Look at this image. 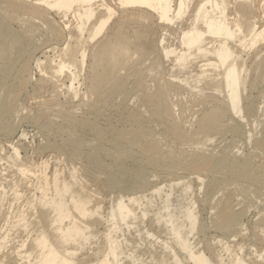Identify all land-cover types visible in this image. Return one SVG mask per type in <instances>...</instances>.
I'll list each match as a JSON object with an SVG mask.
<instances>
[{
  "label": "bare ground",
  "instance_id": "6f19581e",
  "mask_svg": "<svg viewBox=\"0 0 264 264\" xmlns=\"http://www.w3.org/2000/svg\"><path fill=\"white\" fill-rule=\"evenodd\" d=\"M0 264H264V0H0Z\"/></svg>",
  "mask_w": 264,
  "mask_h": 264
},
{
  "label": "rangeland",
  "instance_id": "374dc122",
  "mask_svg": "<svg viewBox=\"0 0 264 264\" xmlns=\"http://www.w3.org/2000/svg\"><path fill=\"white\" fill-rule=\"evenodd\" d=\"M26 100H25V99ZM24 98H22V100L24 101L25 100V102H23L22 101V103L25 105V106H27L28 108H29V110H31V111H34L36 108H37V104L35 103V99L34 98H32V96H28V97H26V95L24 96ZM19 126L20 127H23V128H25V129H27L28 131H29V136H28V139H27V141H26V143L27 144H31V146H30V149H31V153H35V155H33V156H35V159L36 160H38V159H40L41 157H42V155H40L41 153H37L36 154V152H35V149H37L41 144H42V141H44V139H43V137L41 136V134H37L36 133V129L33 127V125L30 123V122H26V120L24 121H20V124H19ZM33 138H34V140H33ZM42 139V140H41ZM229 143V142H228ZM40 144V145H39ZM214 144H216L217 145V142H215ZM221 144H222V142H221ZM224 145L225 144H227V140L225 141V143H223ZM222 144V145H223ZM222 145H220V146H222ZM246 145H244L243 147V149L244 150H246V148H247V146L245 147ZM251 147V145H249V147L247 148V150L249 149ZM33 149V150H32ZM242 149V150H243ZM45 154V156H53V155H55V152H53L51 149L50 150H46L45 152H44ZM65 164H66V161L64 162H62V167H65ZM154 174V173H153ZM150 175V177L152 178V180H161L162 178L164 179V178H167V176H165V174H163L162 173V176H161V173L160 174H154V175H158L157 177L156 176H154V175ZM159 178V179H158ZM162 179V180H163ZM104 188V189H103ZM102 188V192H103V194L104 195H108L109 193L107 192V190H106V188L105 187H103ZM107 192V193H106ZM201 196H203V195H201ZM108 198H109V196H108ZM107 198V199H108ZM255 208V209H254ZM250 210V211H249ZM249 211V212H248ZM248 211H247V213L248 214H246V216H247V219L246 220H248V221H251L252 219H254V218H256V215H257V213H258V208L256 209V207H252V208H250V209H248ZM250 224V223H249ZM249 227L251 228L252 227V224H250L249 225ZM214 234H217L216 232H214V231H210V233H209V235H214Z\"/></svg>",
  "mask_w": 264,
  "mask_h": 264
}]
</instances>
